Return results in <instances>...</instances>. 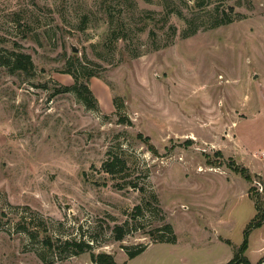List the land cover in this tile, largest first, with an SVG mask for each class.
Returning a JSON list of instances; mask_svg holds the SVG:
<instances>
[{"label": "rangeland", "instance_id": "obj_1", "mask_svg": "<svg viewBox=\"0 0 264 264\" xmlns=\"http://www.w3.org/2000/svg\"><path fill=\"white\" fill-rule=\"evenodd\" d=\"M73 72L96 108L63 91ZM255 197L264 0H0V264H225ZM243 257L264 264V222Z\"/></svg>", "mask_w": 264, "mask_h": 264}, {"label": "trees", "instance_id": "obj_2", "mask_svg": "<svg viewBox=\"0 0 264 264\" xmlns=\"http://www.w3.org/2000/svg\"><path fill=\"white\" fill-rule=\"evenodd\" d=\"M231 21H232L231 18H228V20L226 21L220 20V22H215L210 27H216L218 25L230 23ZM195 33H196L195 29L190 32H183L182 37L183 38L190 37L191 35ZM6 65L10 67L11 71H20L28 75L32 68L30 57L22 53L12 54V57L8 59ZM71 76L74 80L73 85L69 87H63L62 88L63 91L75 92L82 99V101L88 108H91V109L96 108L97 101L94 98L91 91L88 89L87 84L80 80L82 77L76 74V72L71 73ZM143 141L147 142L148 139L143 138ZM118 163L119 162L117 159L111 160V162L110 161L105 162L103 164V169L107 173H115L114 171L116 170V165H118ZM245 178L249 180L248 175H245ZM254 207L258 212L255 214L251 222L245 227L243 231L242 243L239 246V248L236 250L233 258L225 264H250V262L245 257H243V253L247 247L248 235L251 230L260 227L262 223L264 222V208H262L261 202L258 197H255L254 199ZM139 208L140 207L137 206L136 210H139ZM114 232L116 233L115 239L117 241L122 240L123 233H122L121 227H116L114 229ZM157 232H160L159 234H157L158 236L151 237L153 243H174L175 242V236H174L172 227L169 224H164L163 226L160 227V229L157 230ZM73 246L77 248L79 251H82L84 247L90 248V246L84 245L83 243L73 244ZM144 250H145V247L140 246L135 251L126 252V256L128 259H132L138 254H140L141 252H143ZM89 258H90L91 263L93 264H117L111 255L105 254V253L94 254L93 252H90ZM123 264H126V263H123Z\"/></svg>", "mask_w": 264, "mask_h": 264}, {"label": "crops", "instance_id": "obj_3", "mask_svg": "<svg viewBox=\"0 0 264 264\" xmlns=\"http://www.w3.org/2000/svg\"><path fill=\"white\" fill-rule=\"evenodd\" d=\"M93 264V263H92Z\"/></svg>", "mask_w": 264, "mask_h": 264}]
</instances>
